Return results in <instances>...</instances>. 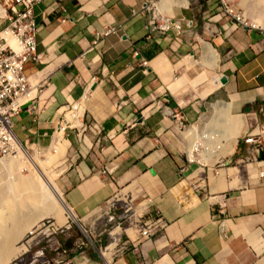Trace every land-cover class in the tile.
<instances>
[{"label": "crops", "instance_id": "crops-1", "mask_svg": "<svg viewBox=\"0 0 264 264\" xmlns=\"http://www.w3.org/2000/svg\"><path fill=\"white\" fill-rule=\"evenodd\" d=\"M146 1L42 0L35 7L40 57L26 65L32 90L14 132L27 147L50 148L62 117L71 116L68 107L80 103L79 113L101 124L103 139L85 145L65 130L57 185L67 219L96 231L111 201L114 214L127 199L134 210L132 219L112 223L109 246L103 231L97 248L57 241L51 262L264 264V133L253 141L264 126V30L229 23L219 15L223 0L198 1L195 9L186 0H151L154 8L140 13ZM153 13L173 23L148 38ZM111 26L119 31L98 34ZM219 84L229 102L217 103V121L223 103L240 124L228 144L217 140L221 130L188 128L202 116V93ZM195 137L222 148L189 162ZM135 216L167 225L143 238ZM62 228L71 234L74 227ZM105 246L110 253L100 251Z\"/></svg>", "mask_w": 264, "mask_h": 264}, {"label": "built area", "instance_id": "built-area-1", "mask_svg": "<svg viewBox=\"0 0 264 264\" xmlns=\"http://www.w3.org/2000/svg\"><path fill=\"white\" fill-rule=\"evenodd\" d=\"M42 0H0V158L7 156H18L21 153L20 146L25 147L14 132V125L17 117L21 112L23 105L29 101L28 95L32 90L29 77L26 73V65L29 61L39 59L37 53L36 40V21L34 10ZM155 3L146 1L142 7L143 11L153 9ZM154 11V10H153ZM134 11L135 14L139 13ZM219 15L226 18L229 23L248 29L263 28L257 24L246 13L235 7L234 4L224 1L222 2V11ZM172 19L163 17L161 21L156 15L149 19L148 38L156 32L165 33L171 29ZM178 30H181L180 25H176ZM119 27H107L98 34L106 36L111 33H117ZM144 64H147L144 61ZM71 116L64 115L59 122V129H71L76 131L77 139L88 145L92 142V137L96 138V143H100L103 139V130L99 122L85 119L80 113V103L72 104L68 107ZM79 113V114H75ZM76 116V117H75ZM79 121V124H74V120ZM254 142H259L264 133V126L260 127ZM204 141L199 137H195L192 145V151H188L187 159L189 162H195L194 156L200 152L210 153L211 145L208 140ZM27 150V148L25 147ZM29 153V151L27 150ZM30 155V154H29ZM263 167L259 171V177L264 178V161ZM116 201L109 203L108 210L105 213L108 215L109 222L120 224L125 219L133 217V201L125 200L123 203L124 210L118 214L112 213L110 210L117 205ZM138 224L141 237L150 238L164 229L167 222L163 219L149 221L144 223L136 221ZM41 227V226H40ZM57 226L53 223L48 229H55ZM126 243H123L125 245ZM107 249V248H106ZM120 250L117 249V251ZM105 264V263H104Z\"/></svg>", "mask_w": 264, "mask_h": 264}, {"label": "rangeland", "instance_id": "rangeland-1", "mask_svg": "<svg viewBox=\"0 0 264 264\" xmlns=\"http://www.w3.org/2000/svg\"><path fill=\"white\" fill-rule=\"evenodd\" d=\"M186 1L190 7H193L195 9L196 3L198 1H205V0H186ZM225 1H230V3L234 4L235 6L236 5L239 6L240 9H242L246 13V15L251 17L253 21H255L264 29V0H225ZM184 23L185 22L182 21L181 25H183ZM222 88L223 86L219 84V85H215L213 89H210V91L208 92L205 91L204 93H202L203 96L200 97V102L198 104L199 116L201 115L202 116L200 117V120L197 123L193 125L189 124L190 126L188 125L189 126L188 128L199 126L202 127V130L205 129V130H209V132H215L219 130L221 127L222 128L224 127L222 119L217 122L219 115L216 109V105L218 102L220 101L229 102L228 100H225L226 96L224 95ZM223 108H225V105L223 103L219 104V114L222 112ZM58 137L59 138L61 137V140L59 141V143H57L56 146L52 142L50 149L32 148L25 146L29 151V154H32L34 156L37 155L40 158L43 166H45V170L49 175V179L48 177L44 179L45 177L40 172L36 171L35 169L33 170V167L30 166L29 161L25 160L24 157L22 158V163L19 165L18 163H16V157H7L10 158L11 162H15L16 167H14L15 169L13 168V170L11 169V172L6 174L4 173L3 169H2L3 172L0 171L1 217L3 215L4 216L7 215V213L9 214L12 212L11 203L16 201V199L20 195V191L23 189V188L20 190L16 189V193L10 192L9 190L4 191V189L7 188L6 187L7 185L5 186L6 182L7 184H10L16 180H24L26 178L34 177L35 181L33 180L34 181L33 183L35 184H33L34 187H32L33 188L32 191L33 192L35 191L36 193H38V195L41 196H43L42 186H46L48 190H54V187L58 186L57 185L58 178L64 172L65 169L63 161L67 151V146H66L67 141L64 137V132L62 131L61 135L59 134ZM53 147L56 148V151L53 149ZM199 157L201 158L200 155ZM51 179H53V182L50 183L49 181ZM118 206L120 210L122 208L124 210L123 204L119 203ZM61 209L62 210H60L59 214H56L57 216L55 214H52V212H49L48 215L41 217V219L37 222V224H35L29 231H26L24 237H22L17 242L16 240H14V235L16 233L15 229L17 228L15 221L9 218L8 219L9 221L5 220V223L3 222L2 224H0L2 227L0 228V238L2 237V239H0V250H2L1 242H4L5 237L11 239L10 241L12 247L15 245L14 248L15 247L17 248V249L13 248L14 254L11 255L9 260L10 262L7 261L6 264H52L51 261L53 260V257L58 256L53 248L54 243H56L57 241L60 243H64L65 241L70 242L76 239H80L83 240L85 243H87L88 247L92 245L93 247L97 248V233L99 231H103L102 237L106 239V244H107L106 246H109L110 242L112 241L109 233L112 230L111 228L112 223L109 222L108 215L105 213L104 208L102 209L103 210L102 216H100V218L98 219L99 224H97L98 229L96 231H93L91 228L84 226L82 222H80L79 218H75L73 220L67 219L68 222L72 225V227H74L71 234H64L61 232V230L54 231L48 229V227L53 223L58 226H64L66 224L65 222H61L67 217V213L64 210L66 209L65 201H63V205ZM22 217L23 214L20 216V219ZM9 235L13 238H11ZM105 247H102L100 251L105 253L107 251L105 250ZM16 252H18L17 257L15 254ZM107 252L110 253L109 251ZM65 254H67V252ZM13 255L15 256V258Z\"/></svg>", "mask_w": 264, "mask_h": 264}, {"label": "bare ground", "instance_id": "bare-ground-1", "mask_svg": "<svg viewBox=\"0 0 264 264\" xmlns=\"http://www.w3.org/2000/svg\"><path fill=\"white\" fill-rule=\"evenodd\" d=\"M231 110L232 109L230 108V106L225 105V108H223L222 112L220 113L221 119L223 120L222 122H223L224 127L220 128L222 130L221 132L218 131L220 132L218 133L219 134L218 136L220 137L217 140L223 138V141H226L227 144L230 142L233 143L238 139L239 130H240V124L237 122L238 120L236 121V119L234 118L236 115L233 117ZM218 136H216L215 134V137H218ZM60 139L61 138L55 139L54 141L55 145L58 143ZM217 140L215 139V141ZM215 141H213L214 142L212 144L213 147H211V151L213 153L212 155L217 154L218 153L217 151L220 148H222L219 146L220 141L218 142H215ZM20 149H21V153L18 156H16V163H18V165L21 164L22 158L24 157L25 160L29 161L30 166L33 167V170L35 169L36 171L40 172L45 177L44 179H46L47 177L49 179V175L47 171L45 170V166H43L40 158L37 155L35 156L32 154L29 155L25 147L23 148L22 146H20ZM54 150L56 151V148H54ZM7 157H15V156H7ZM7 157L0 158V171H2L3 169L5 174L11 172V169L13 170V168L16 167L15 162H11L10 158H7ZM20 179H23V178H20ZM33 180H34V177H30L24 180H16L10 184H7V182L5 183V186L7 185L6 186L7 188L4 189V191L9 190L10 192L16 193V189L20 190L23 188L20 191V195L16 199V201L11 203L12 212L9 214L7 213V215L5 216L3 215L4 217L3 216L1 217L0 215V224H2L3 222L5 223V220L7 221L9 218L15 221L17 228L15 229L16 233L14 235V240H16V242L19 241L22 237H24L25 232L29 231L35 224H37V222L41 219V217L48 215L49 212H52V214L56 215V214H59L60 210H62L61 208L63 205L64 196L61 190L59 189V187L58 186L54 187V190H48L46 186H42L43 196H41V195H38V193H36L35 191L34 192L32 191L33 189L32 187H34L33 184H35L33 183L35 180L34 181ZM49 182L50 183L53 182V179H51ZM19 199H22V200H19ZM64 210L67 213L68 209L66 208ZM22 214H23V217L20 219V216ZM66 219L67 217L64 220ZM0 228H2L1 225H0ZM6 238L7 237H5L4 242H1L2 250H0V264H6V262L10 260L11 255L14 254V249L16 248V247L14 248L15 245L12 247L11 241H10L11 239H8V238L6 239ZM0 239H2V237ZM15 254L17 257L18 252H16Z\"/></svg>", "mask_w": 264, "mask_h": 264}, {"label": "clouds", "instance_id": "clouds-1", "mask_svg": "<svg viewBox=\"0 0 264 264\" xmlns=\"http://www.w3.org/2000/svg\"><path fill=\"white\" fill-rule=\"evenodd\" d=\"M225 1V0H224ZM223 2V1H222ZM228 2H230V1H228ZM236 7V6H235ZM242 10V9H241ZM153 11V10H152ZM155 11V10H154ZM153 11V12H154ZM222 11V10H221ZM221 13V12H220ZM153 15H155L154 13H153ZM159 18V17H158ZM241 28V27H240ZM246 29H248V28H246ZM259 30V29H258ZM262 30H264V29H262ZM70 116V115H69ZM185 124V123H184ZM190 126V125H189ZM58 127H59V125H58ZM65 130H67V129H65ZM65 130H63L64 131V137L68 140V137L65 135ZM71 130V129H70ZM73 131V130H72ZM58 132V129L56 130V133ZM56 133H55V135H56ZM74 134H76V131H74ZM55 135H54V137H53V140H54V138H55ZM52 140V141H53ZM193 143V142H192ZM23 144V143H22ZM25 146V145H24ZM69 148V147H68ZM50 149V148H49ZM125 202V201H124ZM123 209V208H122ZM122 209H121V211H122ZM110 223H112V222H110ZM68 228H71L72 227V225L68 222L67 224H65ZM81 225V224H80ZM57 226V228H55V229H51V230H54V231H56V230H62L63 228H62V226H58V225H56ZM108 249V247H105V250H107ZM65 252H68L67 250H65ZM106 262H108L109 264H111V262L110 261H106ZM105 262V263H106ZM104 264V263H103Z\"/></svg>", "mask_w": 264, "mask_h": 264}]
</instances>
